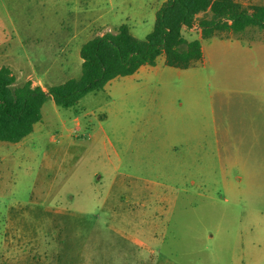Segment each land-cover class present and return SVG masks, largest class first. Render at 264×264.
I'll use <instances>...</instances> for the list:
<instances>
[{
    "label": "rangeland",
    "instance_id": "1",
    "mask_svg": "<svg viewBox=\"0 0 264 264\" xmlns=\"http://www.w3.org/2000/svg\"><path fill=\"white\" fill-rule=\"evenodd\" d=\"M165 1L0 0V69L77 79L87 41L123 24L145 39ZM263 34L213 66L159 57L74 108L46 103L45 124L0 142V264H264Z\"/></svg>",
    "mask_w": 264,
    "mask_h": 264
},
{
    "label": "trees",
    "instance_id": "2",
    "mask_svg": "<svg viewBox=\"0 0 264 264\" xmlns=\"http://www.w3.org/2000/svg\"><path fill=\"white\" fill-rule=\"evenodd\" d=\"M249 28L264 31V6L252 9L235 0H166L156 12L153 31L140 40L127 24L87 41L80 50L82 73L77 79L47 90L28 81L16 85L10 67L0 69V142L17 144L42 121L44 104L71 109L90 93L100 92L119 77L143 66H156L160 56L175 69H188L204 58L201 40L216 35L240 36ZM197 29L200 38L189 41L185 30Z\"/></svg>",
    "mask_w": 264,
    "mask_h": 264
},
{
    "label": "crops",
    "instance_id": "3",
    "mask_svg": "<svg viewBox=\"0 0 264 264\" xmlns=\"http://www.w3.org/2000/svg\"><path fill=\"white\" fill-rule=\"evenodd\" d=\"M250 29V28H249ZM248 29V30H249ZM192 30H195V29H192ZM192 30H189V31H192ZM247 30V31H248ZM246 31V32H247ZM245 32V33H246ZM196 35L200 38V32L197 30V32H196ZM264 35V34H263ZM244 36V33L242 34V35H240V36H235V35H233V34H221V35H216V36H214V37H212V38H210V39H206V40H201V43H202V51H203V55H204V58H203V60L201 61V62H197V63H195V64H193L191 67H189L188 69H177V70H179V71H183V72H179V75H181V73H184V71H191V70H194V69H197V68H200L199 66L201 65V64H204V62L206 61L205 59H206V57H208L207 58V60H208V63H209V65L210 66H213L214 64L216 65V64H218V62L219 61H223L224 60V58L226 57L225 55H224V52H226V53H228L227 52V50L228 49H237L235 46H242V47H245V46H248V47H250V48H252V43H251V41L252 40H254V39H256L257 37H252V39H250V40H248V39H246V38H244L243 37ZM195 40V39H194ZM203 41H213L212 43L213 44H211V47L209 48V51H208V53H207V55H206V51H205V48H204V44H203ZM244 41H246L247 43H244ZM245 45V46H244ZM81 50V49H80ZM161 57H163V59L164 60H162V63H163V61H164V64H165V57L164 56H160V58ZM160 58L157 60V64H156V66H143V67H141L135 74H133V75H131V76H127V77H119V78H116V79H114V80H112L111 82H109L108 84H107V86L105 87V89L106 88H108V87H111V85L113 84V83H115L116 81H119V80H121V79H124V78H138V76L140 75V72L142 71V70H147V71H151L152 69H155V68H157V66H158V61H160ZM242 60H246V59H244V58H241V60L240 61H242ZM254 61H251L250 62V64L252 65V64H255L256 62H258V60L257 59H253ZM246 62H248V61H246ZM82 63H83V60H81V65H82ZM165 66H166V64H165ZM82 67V66H81ZM166 67H168V66H166ZM171 68V67H170ZM175 69V68H174ZM33 85H39V86H41L42 88H43V90H47L48 88H46L45 86H43V84L42 83H38V84H33ZM46 103H50V105H51V108L54 110V112H57L58 114L60 113L59 112V110H57L56 109V107H55V103H54V101L52 100V99H49ZM46 103L44 104V106H43V109H42V115H43V112H44V110H45V107H46ZM52 103V104H51ZM211 112H213V111H211ZM213 114H215V113H213ZM198 118H199V116H198V111L195 113V114H193L192 115V120H191V124H192V127H195L196 128V125H197V121H198ZM75 122H76V125H77V127L79 128L80 126H81V122L76 118L75 120H74ZM212 121H213V123H215V121L212 119ZM39 124H45V121H44V116H43V118H42V121L41 122H39V123H37L36 125H35V128H34V130L36 129V127L39 125ZM214 127V126H213ZM64 129L65 130H67L68 131V129L64 126ZM22 142V141H21Z\"/></svg>",
    "mask_w": 264,
    "mask_h": 264
}]
</instances>
